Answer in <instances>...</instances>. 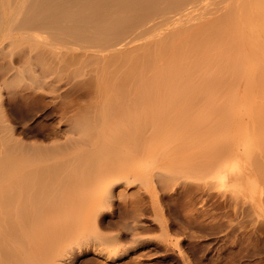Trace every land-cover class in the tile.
Instances as JSON below:
<instances>
[{
  "label": "bare ground",
  "instance_id": "6f19581e",
  "mask_svg": "<svg viewBox=\"0 0 264 264\" xmlns=\"http://www.w3.org/2000/svg\"><path fill=\"white\" fill-rule=\"evenodd\" d=\"M1 54L21 55L0 58L18 118L64 79L89 75L73 86L94 96L57 104L47 133L19 132L40 142L18 135L0 92V264L123 258L125 239L98 220L115 195L148 194L164 216L159 189L180 182L183 196L263 191L264 0H0Z\"/></svg>",
  "mask_w": 264,
  "mask_h": 264
},
{
  "label": "rangeland",
  "instance_id": "374dc122",
  "mask_svg": "<svg viewBox=\"0 0 264 264\" xmlns=\"http://www.w3.org/2000/svg\"><path fill=\"white\" fill-rule=\"evenodd\" d=\"M15 52L16 50L12 51L13 56L15 55ZM17 52H19V50ZM0 56H2V54ZM6 56L11 58V55L8 56V54L0 58L2 59ZM19 56L21 57L20 54ZM19 56L16 54V57H12L9 64L12 62L14 64L16 62L19 66L21 62ZM8 58L7 60H5V58L3 59L4 63L7 64ZM12 59H15L16 61H12ZM1 67L4 66H0V68ZM1 70H3V68H1ZM1 70L0 73H2ZM77 77L74 81L80 79L82 80L81 82H83L89 78V75H84L86 78L84 80L81 79L83 76ZM77 81H75L74 84H77ZM65 83L66 81L64 79L61 83L57 82V84H59V86L57 85L58 87L56 85L51 87L56 89V94L54 93L55 95L53 93L51 95L50 87L45 86L47 89L45 91L41 90L45 96L44 99L37 107L30 110L31 114L29 113L28 117L21 119L13 114L9 100L7 102V99H9L7 98L9 97L8 93L13 95V92L15 91L14 89L11 91L13 86H9L10 88H8V86H5L1 82L0 87L2 89L0 88V92L4 99V105L7 107L6 110L8 115L12 120V123L15 124L18 133L23 131V129L29 128H32L35 131L39 129L41 133H47L49 129L59 125V115L61 114V110L58 109L59 107L65 109L63 107L70 102L68 107L70 108L71 105L73 106L70 109L73 110L75 107V109L77 108L80 110L79 107L81 105H83V108L86 104L88 105V102L90 103L89 100H91L92 97H90L91 99H88V96L85 97L88 94L94 96L92 93L94 92L93 89L85 88L86 86L88 87L89 84L86 85L84 83L82 85V83H79L81 86H79L80 89L77 88L78 85L76 89H74L75 86L71 83L73 87L71 89V85L68 84V86H65ZM20 84H18V86L21 87L23 83ZM56 87L59 88V91ZM66 89L71 90H68V92ZM89 91H91V93H89ZM57 95H59L61 99L64 98V100L62 99V101L65 102L64 105L62 104L61 106V103H59L61 99L60 97L58 98ZM54 96H57V99ZM67 97L69 99H67ZM72 101L74 103H72ZM75 101L78 102L75 103ZM57 104H60V106ZM56 106L59 107L56 108ZM70 109L67 111L71 112L72 110ZM49 110L52 111V117L47 116L46 114ZM72 113H70V115ZM60 126L65 128L67 125L66 123H61ZM18 135L26 138V141L32 139L46 142L41 135L33 136L31 138L25 137L20 133ZM179 184L180 185H176V188L173 190L171 189L172 191L159 189V198L165 206L164 216L160 210L157 211V209H154L152 204L153 201H151L148 194L146 195L145 202L143 201L144 203L142 201H136L140 199H131L128 201L129 204L127 206H124V200L115 195V199L111 206L108 209L107 207L102 208L103 217L99 216L98 220L103 222L102 229L106 235L114 236L119 234L120 236H123V239H125L123 244L125 248L128 249V254L123 258L106 263L104 258L87 251L83 256L75 257V261L73 260L72 264H264V185L262 186L263 191L261 192L255 191V193H248L247 191L241 190L240 194L237 195V193L233 194L230 190L224 191V193L220 189H215V187L213 188L211 186L212 188H210L209 186L206 187L204 185L205 188L203 187V184H200L201 187L195 185L197 186L196 189L195 186L192 189L196 190V192H194L195 190L193 191V195L192 192H189L188 195V191H186V196H183L185 195V190L183 191V189L186 185L184 186V183L182 182ZM197 188H200V190ZM116 190L118 191V189ZM177 191L179 192L177 193ZM173 193H175L176 196H174ZM181 193H183V195ZM179 195L181 196L180 198ZM244 198L247 200H244ZM181 199L186 200H184V202ZM178 200H181V202L179 203ZM135 205H137V207H135ZM126 208L129 210L131 209V215L129 214V211V215L126 213ZM133 209L135 211L132 212ZM111 210H113L115 214L111 215ZM136 210H138L137 213ZM261 212L263 213L261 214ZM256 214H260L259 219V215L257 216ZM156 215H158L160 219L166 221L168 226L167 233L162 229L159 221L155 219ZM260 219L263 220V224H261L262 221ZM109 222L111 223L109 224ZM91 223L92 222H89L87 224V228H90ZM133 225L137 226L134 228ZM92 258L97 259L95 260Z\"/></svg>",
  "mask_w": 264,
  "mask_h": 264
}]
</instances>
